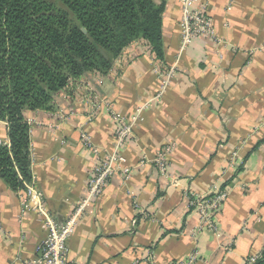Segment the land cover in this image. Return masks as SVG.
<instances>
[{
  "label": "crops",
  "instance_id": "obj_1",
  "mask_svg": "<svg viewBox=\"0 0 264 264\" xmlns=\"http://www.w3.org/2000/svg\"><path fill=\"white\" fill-rule=\"evenodd\" d=\"M181 1L167 0L164 61L136 42L106 76L88 74L80 89L58 97L53 112L27 113L31 184L63 224L88 199L95 164L80 127L103 153L116 145L104 108L86 123L94 104L110 102L128 118L144 107V122L122 150L136 168L128 179L112 176L84 207L68 241L71 263L177 264L198 253L195 264H246L264 252V0H196L206 6L222 44L200 38L186 48ZM170 68L176 73L162 92L156 70ZM0 144H9L5 122ZM166 144L175 145L171 172L179 186L163 179L154 164ZM224 184L230 195L216 216L217 231H198L187 193L208 196ZM20 193L0 177V264L35 260L46 237L38 212L23 211ZM36 203L30 199L32 207Z\"/></svg>",
  "mask_w": 264,
  "mask_h": 264
},
{
  "label": "trees",
  "instance_id": "obj_2",
  "mask_svg": "<svg viewBox=\"0 0 264 264\" xmlns=\"http://www.w3.org/2000/svg\"><path fill=\"white\" fill-rule=\"evenodd\" d=\"M167 0H0V177L14 191L32 182L27 113L53 112L88 74L106 76L136 42L160 60ZM226 184L222 186L225 188ZM264 259V252L257 262Z\"/></svg>",
  "mask_w": 264,
  "mask_h": 264
},
{
  "label": "built area",
  "instance_id": "obj_3",
  "mask_svg": "<svg viewBox=\"0 0 264 264\" xmlns=\"http://www.w3.org/2000/svg\"><path fill=\"white\" fill-rule=\"evenodd\" d=\"M182 19L180 22L181 42L182 47L186 48L196 39H207L214 41L217 44H222L217 30L215 28L212 18L206 10V6H196V0H182ZM228 13L232 11V2H230ZM227 25V23H226ZM160 76L162 83V92L166 91L175 76V69L170 68L166 72L156 70ZM90 97L88 98V100ZM91 101V99H90ZM102 108L106 110L114 125V132L116 136V145L112 153H103V151L93 143L92 138L87 133L84 126L80 127V135L82 145L85 149L92 152L95 159L92 175L88 180V199L75 211V213L63 224H59L51 215L48 208L42 200V193L34 188L33 184H27L24 191H21V204L23 211L38 212L41 221L46 230V237L43 243L38 247L37 252L39 256L26 264H75L69 262L68 241L74 235L77 225V220L82 213L84 207L92 200L100 196L109 179L116 175H123L126 179L130 178L133 169L136 167H129L127 159L122 153L125 143L135 139L134 129L142 122H144L143 111L144 107L139 108L137 113L131 117H126L118 112L114 105L110 102H96L93 111L87 115L86 123H91L95 115ZM60 118L65 120V114L60 113ZM175 145L166 144L163 146L156 158L154 164L160 176L167 180L171 186H179V180L172 175L171 172V157L174 153ZM139 167V166H137ZM229 190L222 188V186H214L210 195L201 196L195 193H187L190 201V209L199 217L198 231L207 228L214 232L217 231L216 216L220 212L222 206L229 197ZM30 199L36 200V205H30ZM138 207V206H136ZM148 214L142 212L141 218L147 219ZM139 219L134 220L137 224ZM231 251V247L228 248ZM198 253L191 254L187 259L177 264H195L198 261ZM261 256H252L246 264H257Z\"/></svg>",
  "mask_w": 264,
  "mask_h": 264
}]
</instances>
